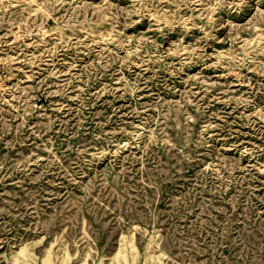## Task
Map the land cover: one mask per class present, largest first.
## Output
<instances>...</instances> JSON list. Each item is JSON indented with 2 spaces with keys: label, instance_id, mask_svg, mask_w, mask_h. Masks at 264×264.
Listing matches in <instances>:
<instances>
[{
  "label": "rangeland",
  "instance_id": "rangeland-1",
  "mask_svg": "<svg viewBox=\"0 0 264 264\" xmlns=\"http://www.w3.org/2000/svg\"><path fill=\"white\" fill-rule=\"evenodd\" d=\"M0 264H264V0H0Z\"/></svg>",
  "mask_w": 264,
  "mask_h": 264
}]
</instances>
